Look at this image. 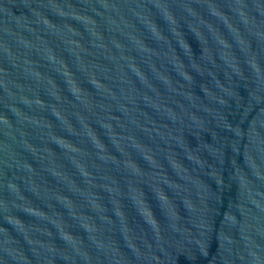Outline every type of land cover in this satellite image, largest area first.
<instances>
[{"label":"water","instance_id":"obj_1","mask_svg":"<svg viewBox=\"0 0 264 264\" xmlns=\"http://www.w3.org/2000/svg\"><path fill=\"white\" fill-rule=\"evenodd\" d=\"M0 264H264V0H0Z\"/></svg>","mask_w":264,"mask_h":264}]
</instances>
